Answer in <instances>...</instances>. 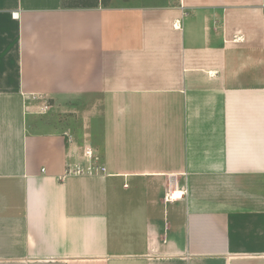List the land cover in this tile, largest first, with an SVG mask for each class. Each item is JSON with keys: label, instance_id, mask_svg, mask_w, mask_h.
Listing matches in <instances>:
<instances>
[{"label": "crops", "instance_id": "crops-1", "mask_svg": "<svg viewBox=\"0 0 264 264\" xmlns=\"http://www.w3.org/2000/svg\"><path fill=\"white\" fill-rule=\"evenodd\" d=\"M263 5L0 0V264H264Z\"/></svg>", "mask_w": 264, "mask_h": 264}, {"label": "built area", "instance_id": "built-area-1", "mask_svg": "<svg viewBox=\"0 0 264 264\" xmlns=\"http://www.w3.org/2000/svg\"><path fill=\"white\" fill-rule=\"evenodd\" d=\"M263 8H264V5H263ZM47 108V107H45ZM85 156L91 160L93 158V153L89 150V149H86L85 150ZM86 170V171H85ZM102 171L104 172L105 169L103 167H97V166H94V165H90L88 166L86 169H81L80 167H76L75 170L73 171L74 174H78V175H81L82 173L84 172H87V173H92V171L94 172H97V171Z\"/></svg>", "mask_w": 264, "mask_h": 264}, {"label": "rangeland", "instance_id": "rangeland-1", "mask_svg": "<svg viewBox=\"0 0 264 264\" xmlns=\"http://www.w3.org/2000/svg\"><path fill=\"white\" fill-rule=\"evenodd\" d=\"M93 0H66L67 3L71 4H80L83 5V3L90 4ZM93 138L95 139V135H93Z\"/></svg>", "mask_w": 264, "mask_h": 264}, {"label": "bare ground", "instance_id": "bare-ground-1", "mask_svg": "<svg viewBox=\"0 0 264 264\" xmlns=\"http://www.w3.org/2000/svg\"><path fill=\"white\" fill-rule=\"evenodd\" d=\"M175 195H177V193Z\"/></svg>", "mask_w": 264, "mask_h": 264}]
</instances>
